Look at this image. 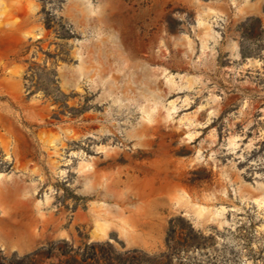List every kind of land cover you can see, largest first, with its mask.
<instances>
[{
    "label": "rangeland",
    "instance_id": "rangeland-1",
    "mask_svg": "<svg viewBox=\"0 0 264 264\" xmlns=\"http://www.w3.org/2000/svg\"><path fill=\"white\" fill-rule=\"evenodd\" d=\"M0 264H264V0H0Z\"/></svg>",
    "mask_w": 264,
    "mask_h": 264
},
{
    "label": "trees",
    "instance_id": "trees-1",
    "mask_svg": "<svg viewBox=\"0 0 264 264\" xmlns=\"http://www.w3.org/2000/svg\"><path fill=\"white\" fill-rule=\"evenodd\" d=\"M90 248L94 250V246H91ZM92 257L94 258V255Z\"/></svg>",
    "mask_w": 264,
    "mask_h": 264
},
{
    "label": "bare ground",
    "instance_id": "bare-ground-1",
    "mask_svg": "<svg viewBox=\"0 0 264 264\" xmlns=\"http://www.w3.org/2000/svg\"><path fill=\"white\" fill-rule=\"evenodd\" d=\"M173 105V104H172ZM201 152V151H200Z\"/></svg>",
    "mask_w": 264,
    "mask_h": 264
}]
</instances>
